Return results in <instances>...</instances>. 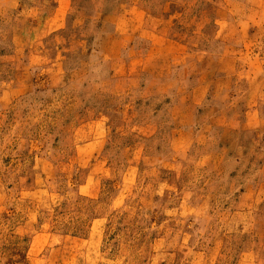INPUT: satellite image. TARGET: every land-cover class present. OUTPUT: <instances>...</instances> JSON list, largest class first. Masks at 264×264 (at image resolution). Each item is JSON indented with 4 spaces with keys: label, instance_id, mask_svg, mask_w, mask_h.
<instances>
[{
    "label": "rangeland",
    "instance_id": "obj_1",
    "mask_svg": "<svg viewBox=\"0 0 264 264\" xmlns=\"http://www.w3.org/2000/svg\"><path fill=\"white\" fill-rule=\"evenodd\" d=\"M0 264H264V0H0Z\"/></svg>",
    "mask_w": 264,
    "mask_h": 264
}]
</instances>
